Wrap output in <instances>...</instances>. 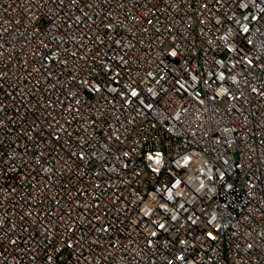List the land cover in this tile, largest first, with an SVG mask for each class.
I'll list each match as a JSON object with an SVG mask.
<instances>
[{
  "label": "built area",
  "instance_id": "obj_1",
  "mask_svg": "<svg viewBox=\"0 0 264 264\" xmlns=\"http://www.w3.org/2000/svg\"><path fill=\"white\" fill-rule=\"evenodd\" d=\"M0 264H264V0H0Z\"/></svg>",
  "mask_w": 264,
  "mask_h": 264
}]
</instances>
